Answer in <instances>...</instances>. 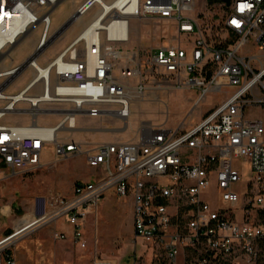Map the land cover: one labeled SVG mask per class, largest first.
I'll return each instance as SVG.
<instances>
[{
  "label": "built area",
  "instance_id": "built-area-1",
  "mask_svg": "<svg viewBox=\"0 0 264 264\" xmlns=\"http://www.w3.org/2000/svg\"><path fill=\"white\" fill-rule=\"evenodd\" d=\"M66 1L77 5L69 25L90 19L81 37L43 62L41 33L49 32L53 11ZM221 5L224 16L213 27L192 15L195 0H0V163L35 172L50 148L53 164L84 156L97 172L91 182H77L61 206L2 239L0 264H15L20 238L62 219L72 242L86 250L85 226L109 192L132 199L134 237L161 248L168 264L188 251L196 262L187 264H264V0ZM133 21L139 43L129 51ZM159 25L170 43L143 45L142 29ZM29 36L33 49L19 61L15 51L31 45ZM26 71L27 83L8 92ZM162 91L195 92L190 114L211 94L222 99L188 130L185 118L176 130L142 124L130 142L86 149L72 139L81 117L120 124L100 131L124 134L132 105ZM240 163L249 165L247 183ZM92 264L112 262L95 256Z\"/></svg>",
  "mask_w": 264,
  "mask_h": 264
},
{
  "label": "rangeland",
  "instance_id": "rangeland-1",
  "mask_svg": "<svg viewBox=\"0 0 264 264\" xmlns=\"http://www.w3.org/2000/svg\"><path fill=\"white\" fill-rule=\"evenodd\" d=\"M81 1L79 0V3ZM61 6V10L53 13L54 22L52 31L58 30L54 34L58 36L55 39L53 38L45 47L42 57L43 62L54 58L67 47L91 16L90 14L82 17L80 25H77L75 21L72 22L65 31H62L63 25L69 21L77 5L73 6L70 1H66ZM192 15L199 16L200 20L206 25L217 27L224 16V7L220 2L216 1H213L211 4L209 0H195ZM138 26L139 24L136 21L132 22L133 33L131 42L125 47V50L132 51L137 47L139 43ZM151 32H153V39H148V35ZM170 40L171 35L168 29L162 25L156 26L154 29L147 26L141 31V42L146 47L157 44L168 45ZM30 47L31 45L27 42H23L16 49L14 57L20 60L23 59L28 55ZM260 60L261 66H264V57ZM29 76L28 71L20 75L8 88V92H15L22 88L27 83ZM156 97H158V100H156ZM195 99L196 94L192 91H162L157 95L149 96L146 101L135 102L132 105V115L129 120L130 126L128 122L129 128L124 134L100 131V129L112 126L120 127V124L81 117L77 119L78 129L88 128L96 130L76 131L72 139L77 142H85L82 145L86 149L95 144L121 143L133 139L134 132L139 125L145 123L154 125L164 124L168 129L176 130L185 118V130H188L204 118L208 107L221 101L222 98L220 99V97L211 94L190 114V109ZM187 115L189 116L187 117ZM18 120L17 118H8L6 123H14L18 122ZM45 120L49 124L56 122L55 117H48ZM53 161L54 156L52 150L49 148L42 156V164L45 167L35 172H15L6 169L0 163V226L6 227L7 223H9L14 225V229L20 231L23 227L31 224L33 222L32 218L35 216H42L45 212L53 211L55 206L51 205V201L56 196L62 195L67 198L71 195L77 182H91L97 174L96 171L88 168L84 156H78L57 165L53 164ZM239 166L244 173L243 181L245 183L249 182L252 178L249 165L240 163ZM37 179H39V182H37ZM210 193V202L215 203L218 196L215 186H212ZM109 194L112 195V192H109ZM35 203H38V207L34 206ZM131 222L129 209L124 202L117 203L114 200L111 206L106 208L104 202L100 200L98 203L96 227L90 218L85 226L87 243L90 244L92 238H95L97 234L98 242L96 241V248L101 257L100 259L112 262V264H168L161 248L147 245L134 237ZM51 225L48 224L44 227H50ZM33 233L20 238L15 243L13 247L15 264H90L89 257L91 253L89 251H80V253L74 249L76 250L74 252L75 257L73 259L69 257L68 259V250H60L56 247V241H61L55 239L54 235L56 232L52 236L55 243H51V246L49 245L48 247L37 244L35 233ZM9 235L8 232L3 234L0 237V241ZM93 244L95 245V240ZM73 246L74 248L78 247L74 243ZM190 262H196V256H194V253L188 251L179 258L178 264ZM218 264L232 263L225 260Z\"/></svg>",
  "mask_w": 264,
  "mask_h": 264
},
{
  "label": "crops",
  "instance_id": "crops-1",
  "mask_svg": "<svg viewBox=\"0 0 264 264\" xmlns=\"http://www.w3.org/2000/svg\"><path fill=\"white\" fill-rule=\"evenodd\" d=\"M129 126H130V121H129ZM140 126V125H139ZM87 130H92V131H95L96 129H88V128H79V131H87ZM132 139H129V140H126V141H123V142H130ZM77 142V141H76ZM79 143L81 144H85V142H81V141H78ZM45 167V166H44ZM37 182H39V179H37ZM84 182V181H83ZM88 182V181H86ZM73 195V190H72V193L71 195H69L67 198L62 195L60 196H56V198L54 200H52V206H55L54 208H57L59 206H61L64 201L70 199ZM115 200V202L117 203H122L124 202L125 205L128 207L129 209V212H130V218H131V223H132V233H133V202H132V199L129 198V199H125V200H119L116 198L115 194L112 192V195H110L109 193H107L102 199L101 201L104 202V205L106 206V208H109V206H111V203ZM38 204V203H37ZM35 203V207H38ZM97 212H98V206L96 208V211L94 213L93 216L90 217V219H92L93 221V225L96 227V217H97ZM95 229V228H94ZM14 231V225L12 224H9L7 223V226L4 227L3 225L0 226V237L3 235V234H6L7 232L10 234L11 232ZM96 231V230H95ZM56 232V233H62V234H65L67 239L66 240H63V241H56V243L54 242L52 236H53V233ZM35 237H36V240H37V244H40V245H43V247H48L49 245L51 246V243L52 244H56V247L60 250H65L67 252V257L69 259V257H71V259H73L75 256V251L77 250L78 252H90L91 255L89 257V263L92 264V259L96 256L98 258H101L98 254V251H97V244H96V241L98 242V239H97V234L95 235V238H92V242L89 244L88 243V247L86 250L84 249H81L80 247H77V248H74L73 246V243H72V238H71V235H72V231H71V228L68 226L67 222L65 219H62V220H59L57 221L56 223H53L50 227H44V228H41L39 230H36L35 232ZM33 233V234H34ZM88 238V236H87ZM95 240V245L93 244ZM58 242V243H57ZM93 244V245H92ZM92 245V246H91ZM76 249V250H74ZM71 252V253H70ZM80 252V253H81ZM79 253V254H80ZM95 255V256H94Z\"/></svg>",
  "mask_w": 264,
  "mask_h": 264
},
{
  "label": "bare ground",
  "instance_id": "bare-ground-1",
  "mask_svg": "<svg viewBox=\"0 0 264 264\" xmlns=\"http://www.w3.org/2000/svg\"><path fill=\"white\" fill-rule=\"evenodd\" d=\"M72 3V5L74 6V4H75V2L73 1V2H71ZM62 9V6H59V7H57L54 11H53V13H56V11L57 10H61ZM81 20H82V17H78V18H76V24L77 25H80V23H81ZM54 22V21H53ZM53 22H52V24H51V27H50V30H49V32H47L46 34H44V33H41V39L39 40V44L41 43V41L43 40V35H44V38H45V45L47 46V44H48V40L52 37V35H54L55 33H57V31L58 30H56V31H52L53 30ZM79 28V27H78ZM81 34H82V31L81 30H79L78 31V34H77V36H75L74 38H73V40L75 39V38H79V37H81ZM88 36V33L87 34H84V37H87ZM27 41L28 42H31V47H30V50H32L33 49V47H32V44H33V41L34 40H32L31 39V36H29L28 37V39H27ZM24 59V58H23ZM23 59H21V60H19V61H22ZM50 132H53V130H51ZM33 223V222H32ZM26 227V226H25ZM24 228V227H23ZM22 228V229H23ZM21 229V230H22ZM20 230V231H21Z\"/></svg>",
  "mask_w": 264,
  "mask_h": 264
},
{
  "label": "water",
  "instance_id": "water-1",
  "mask_svg": "<svg viewBox=\"0 0 264 264\" xmlns=\"http://www.w3.org/2000/svg\"><path fill=\"white\" fill-rule=\"evenodd\" d=\"M211 3L214 1V0H209ZM218 2H221V3H224L226 4L227 6H229L230 4V0H217ZM69 25V22H67L65 25H64V29H66ZM44 45V41L42 42L41 44V47Z\"/></svg>",
  "mask_w": 264,
  "mask_h": 264
},
{
  "label": "snow or ice",
  "instance_id": "snow-or-ice-1",
  "mask_svg": "<svg viewBox=\"0 0 264 264\" xmlns=\"http://www.w3.org/2000/svg\"><path fill=\"white\" fill-rule=\"evenodd\" d=\"M243 7V5H241V8Z\"/></svg>",
  "mask_w": 264,
  "mask_h": 264
},
{
  "label": "trees",
  "instance_id": "trees-1",
  "mask_svg": "<svg viewBox=\"0 0 264 264\" xmlns=\"http://www.w3.org/2000/svg\"><path fill=\"white\" fill-rule=\"evenodd\" d=\"M214 1L218 2L217 0H214Z\"/></svg>",
  "mask_w": 264,
  "mask_h": 264
}]
</instances>
